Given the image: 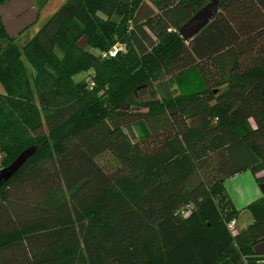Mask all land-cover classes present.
Masks as SVG:
<instances>
[{
  "label": "trees",
  "instance_id": "obj_1",
  "mask_svg": "<svg viewBox=\"0 0 264 264\" xmlns=\"http://www.w3.org/2000/svg\"><path fill=\"white\" fill-rule=\"evenodd\" d=\"M210 1L69 0L23 47L0 11V170L38 148L0 186V264H264V196L232 234L225 187L264 171V0L184 40Z\"/></svg>",
  "mask_w": 264,
  "mask_h": 264
},
{
  "label": "water",
  "instance_id": "obj_2",
  "mask_svg": "<svg viewBox=\"0 0 264 264\" xmlns=\"http://www.w3.org/2000/svg\"><path fill=\"white\" fill-rule=\"evenodd\" d=\"M35 0H11L0 7L4 27L10 38H15L38 20V12L34 7ZM220 0H211L202 7L179 29L181 37L189 41L198 35L205 26L213 19L218 12ZM88 39H83L79 45L84 48ZM264 73V70H263ZM37 146L30 147L23 151L9 166L0 170V186L8 182L23 166L35 155ZM264 194V183L260 184ZM264 248V243L255 247L259 253Z\"/></svg>",
  "mask_w": 264,
  "mask_h": 264
},
{
  "label": "rangeland",
  "instance_id": "obj_3",
  "mask_svg": "<svg viewBox=\"0 0 264 264\" xmlns=\"http://www.w3.org/2000/svg\"><path fill=\"white\" fill-rule=\"evenodd\" d=\"M68 1L69 0H45L41 7L38 3L35 2L34 7L37 10L38 15H39L38 21L32 26H30L27 30L22 32L20 35H18L17 37L12 38L13 41L11 43L18 47H23V45L26 42H28L32 37H34ZM28 68H30L29 65H28ZM88 77H89L88 73H82V74L76 75L74 78L76 81H82V80L87 79ZM5 93H6L5 88L0 81V94H5ZM110 161H111V158L109 156H105L104 158L101 159V162H103V164H109ZM247 173H250L248 174V176L252 178L251 180L253 181V183H250L249 181H239V180L232 181L229 183V188L232 189L237 194L238 199L245 197L247 193H250L251 189H253V186H256L255 190L256 189L261 190L259 188V183L257 179H254L255 175L251 172H247ZM238 218L240 221V217ZM239 221L237 220V225H238L237 229L241 230L243 229L241 226L246 221V215H243L242 217V221L244 222H241V221L239 222ZM244 226L246 228L248 225L247 226L244 225ZM259 263H264V261H259Z\"/></svg>",
  "mask_w": 264,
  "mask_h": 264
},
{
  "label": "crops",
  "instance_id": "obj_4",
  "mask_svg": "<svg viewBox=\"0 0 264 264\" xmlns=\"http://www.w3.org/2000/svg\"><path fill=\"white\" fill-rule=\"evenodd\" d=\"M38 17H39V15H38ZM248 174H250V173L246 172V173L236 175L235 177H232L225 182V187H226L227 193H228L231 201L233 202L235 208L237 210H239L241 213V214H239L241 222H244V221H242V217H243V215H246V221L241 226L242 228H245L244 225L247 226L253 222V216L250 213V211H248L246 209L247 206H249L251 203H253L254 201H256V200H258L264 196L262 190H259V189L255 190L256 186H253V189H251L250 193H247L245 197L238 199L237 194L232 189L229 188V183L232 181H238L239 180V181H249L250 183H253V181L251 180L252 178L250 176H248ZM259 178H264V171L262 173H259V174L254 176V179H259ZM237 185H239V184H237ZM259 188H260V184H259ZM237 220L239 221V218Z\"/></svg>",
  "mask_w": 264,
  "mask_h": 264
},
{
  "label": "built area",
  "instance_id": "obj_5",
  "mask_svg": "<svg viewBox=\"0 0 264 264\" xmlns=\"http://www.w3.org/2000/svg\"><path fill=\"white\" fill-rule=\"evenodd\" d=\"M116 53H117V49H115L114 51L109 52L108 54L104 53L103 56L104 57H106L107 55L115 56ZM182 214L185 215V216H188L189 212L188 211H183ZM237 226H238L237 225V219H233L231 222L228 223V230L232 234H235V233L238 232Z\"/></svg>",
  "mask_w": 264,
  "mask_h": 264
}]
</instances>
